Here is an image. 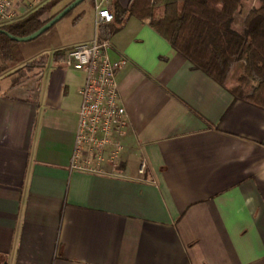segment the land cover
<instances>
[{
    "label": "crops",
    "instance_id": "1",
    "mask_svg": "<svg viewBox=\"0 0 264 264\" xmlns=\"http://www.w3.org/2000/svg\"><path fill=\"white\" fill-rule=\"evenodd\" d=\"M96 14L89 0L73 35L54 25L18 42L25 61L48 55L40 74L15 81L24 62L0 74V264H264V107L148 19L97 25ZM96 34L113 62L128 60L117 73L125 177L70 168L86 75L56 52Z\"/></svg>",
    "mask_w": 264,
    "mask_h": 264
},
{
    "label": "trees",
    "instance_id": "2",
    "mask_svg": "<svg viewBox=\"0 0 264 264\" xmlns=\"http://www.w3.org/2000/svg\"><path fill=\"white\" fill-rule=\"evenodd\" d=\"M47 0L17 21L0 25L17 36H26L41 28L70 2ZM242 0H130L127 7L112 2L114 19L122 22L134 15L150 24L165 36L196 68L203 70L221 84H226L232 64L244 62L238 85L229 87L237 98L264 107V0H258L247 13L243 29L234 27L235 13ZM117 27H110L111 34ZM68 48L57 51L65 60ZM0 74L12 66L18 69L20 83L40 74L47 62L43 54L25 61L18 42L0 33ZM250 87V89H248Z\"/></svg>",
    "mask_w": 264,
    "mask_h": 264
},
{
    "label": "built area",
    "instance_id": "3",
    "mask_svg": "<svg viewBox=\"0 0 264 264\" xmlns=\"http://www.w3.org/2000/svg\"><path fill=\"white\" fill-rule=\"evenodd\" d=\"M96 23L111 22L114 13L110 0H94ZM36 0L35 4H39ZM33 1L0 0V25L17 21L33 8ZM110 41L98 34L87 42L68 48L64 63L83 71L85 83L81 87L82 103L71 156V170L109 177H125L120 154L123 138L129 129V118L121 103L117 73L128 60L122 57L113 62L109 56ZM147 171L142 159L139 179Z\"/></svg>",
    "mask_w": 264,
    "mask_h": 264
},
{
    "label": "rangeland",
    "instance_id": "4",
    "mask_svg": "<svg viewBox=\"0 0 264 264\" xmlns=\"http://www.w3.org/2000/svg\"><path fill=\"white\" fill-rule=\"evenodd\" d=\"M29 1V0H28ZM33 1L32 6L38 5L35 4L36 0H30ZM42 3L41 5H43ZM258 4V0H242L241 6L238 8V10L235 13L234 18V27L238 30L243 29L244 20L246 18L247 13L252 9L254 5ZM40 5V6H41ZM89 6V0L83 1L79 6L75 9H73L69 14H67L65 17H63L59 22L55 24V27L59 29L60 32H62L64 35L67 34H74L76 32V27L74 24V18L77 16V13L80 8L88 7ZM39 7V6H38ZM37 7V8H38ZM52 29V28H51ZM29 43V42H27ZM244 69V62L243 61H237L232 64V67L230 68L229 72L227 73L226 78V84L229 87H234L238 85L239 83V77L242 75ZM250 89V87L248 88Z\"/></svg>",
    "mask_w": 264,
    "mask_h": 264
},
{
    "label": "water",
    "instance_id": "5",
    "mask_svg": "<svg viewBox=\"0 0 264 264\" xmlns=\"http://www.w3.org/2000/svg\"><path fill=\"white\" fill-rule=\"evenodd\" d=\"M85 0H73L71 1L67 6H65L60 12H58L53 18H51L46 24H44L41 28H39L37 31L26 35V36H17L14 35L7 30L0 27V33L6 34L9 36L12 40L17 42H28L32 41L42 34H44L46 31L51 29L57 22H59L63 17H65L67 14H69L73 9H75L79 4H81Z\"/></svg>",
    "mask_w": 264,
    "mask_h": 264
}]
</instances>
